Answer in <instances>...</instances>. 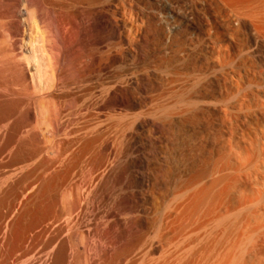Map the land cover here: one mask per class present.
<instances>
[{
    "label": "rangeland",
    "instance_id": "rangeland-1",
    "mask_svg": "<svg viewBox=\"0 0 264 264\" xmlns=\"http://www.w3.org/2000/svg\"><path fill=\"white\" fill-rule=\"evenodd\" d=\"M0 38V264H264V0H0Z\"/></svg>",
    "mask_w": 264,
    "mask_h": 264
},
{
    "label": "bare ground",
    "instance_id": "bare-ground-1",
    "mask_svg": "<svg viewBox=\"0 0 264 264\" xmlns=\"http://www.w3.org/2000/svg\"><path fill=\"white\" fill-rule=\"evenodd\" d=\"M27 2V1H26ZM29 2V1H28ZM39 3V2H38ZM36 4V3H35ZM40 7H42V6H40ZM44 19V18H43ZM33 26V25H32ZM29 27V26H28ZM12 28V27H11ZM9 33V32H8ZM59 35V34H58ZM1 39V38H0ZM30 40V39H29ZM38 40V39H37ZM4 41V40H3ZM1 43V42H0ZM26 45V44H25ZM3 46V45H2ZM11 53L13 52L14 53V51H15V46H14V44H12V48H11ZM32 52V51H31ZM29 53V52H28ZM11 57H12V59H13V54L12 55H10ZM10 57V58H11ZM1 60V59H0ZM15 61V60H14ZM1 66V65H0ZM10 71L13 73L14 72V69H10ZM14 75V74H13ZM33 75V74H32ZM15 86H16V80H14V79H12V80H10V81H6V82H2V81H0V88H4V89H7L9 92H10V94H11V97L12 96H14L15 95ZM2 88V89H3ZM31 88V87H30ZM1 91V90H0ZM7 92V91H6ZM215 210H217V209H215ZM187 212H189V211H187ZM198 213H199V211H198ZM223 213V212H222ZM186 214V213H185ZM192 214H194V213H190V215H191V217H190V215H189V218H191L192 219V217H193V219L195 218V220H196V222L198 221V219H200L199 221L201 222L202 221V218L204 217V220L206 219V220H208V221H210L211 222V226H212V223L215 221V222H217L218 224H223L224 222H226L225 221V214L223 215V214H221V212H219V211H217V212H214V211H212V210H207L206 212H203V216H200V215H202V213L201 214H198V216H197V214L195 215L194 214V216H192ZM188 215V214H187ZM235 215V214H234ZM195 216H197V217H199L198 219H196L197 217H195ZM188 217V216H187ZM201 217V218H200ZM188 219V218H187ZM191 220V222L192 221H194V220ZM185 220V219H184ZM205 220V221H206ZM211 220H214L213 222L211 221ZM232 220H234V219H232ZM208 221H206L205 223H206V225H207V223H208ZM199 222V223H200ZM202 222H204V221H202ZM237 222V221H236ZM189 223V222H188ZM195 223V222H194ZM199 223H197V224H195V225H197L198 226V228L200 227L199 226ZM216 223V224H217ZM229 223V222H228ZM185 224V223H184ZM215 224V225H216ZM183 225V224H182ZM181 225V226H182ZM186 225V224H185ZM191 225V224H190ZM203 225V224H202ZM205 225V224H204ZM203 225V226H204ZM225 225V224H224ZM231 225V224H230ZM203 226H201V227H203ZM237 226V225H236ZM183 227H185V226H183ZM215 227V226H214ZM222 227V226H221ZM226 227V226H225ZM233 227V226H232ZM187 228H188V226H187ZM234 229H236V227H233ZM185 229V228H184ZM189 229V228H188ZM194 229V228H193ZM199 229H201V228H199ZM207 229V228H206ZM205 229V230H206ZM227 229V228H226ZM232 229V228H231ZM186 230V229H185ZM222 230V229H221ZM237 230V229H236ZM179 231H180V229H179ZM182 231H183V229H182ZM204 231V230H203ZM213 231V230H212ZM232 231V230H231ZM178 232V231H177ZM181 232V231H180ZM223 232H224V230H223ZM222 232V233H223ZM159 233V232H158ZM182 233V232H181ZM185 233V232H184ZM190 233H192V231L190 232ZM204 233V232H203ZM227 233V232H226ZM232 233V232H231ZM188 234V233H187ZM230 234V233H229ZM2 235V234H1ZM183 235V234H182ZM186 235V234H185ZM179 236V235H178ZM192 236V235H191ZM196 236V235H195ZM199 236V235H198ZM182 237V236H181ZM184 237V236H183ZM187 237V236H186ZM200 237V236H199ZM180 238V237H179ZM181 239V238H180ZM192 239V238H191ZM200 239V238H199ZM179 240V239H178ZM183 240V239H182ZM181 240V241H182ZM195 240V239H194ZM186 241H188V240H186ZM235 241H237V240H235ZM189 242V241H188ZM193 242V241H192ZM186 243V242H185ZM194 244V243H193ZM233 244V243H232ZM232 244H230V245H232ZM236 244V243H235ZM234 244V245H235ZM184 245V244H183ZM187 245V244H186ZM10 247V246H9ZM188 247H189V244H188ZM228 248H229V246H227ZM180 248V247H179ZM226 248V247H225ZM231 248H232V246H231ZM192 249V248H191ZM230 249V248H229ZM229 249H227L228 251H229ZM183 250V249H182ZM205 250V249H204ZM231 250V249H230ZM189 251V250H188ZM225 251H226V249H225ZM227 251V252H228ZM232 251V250H231ZM209 252V251H208ZM211 252V251H210ZM234 252V251H233ZM187 253H189V252H187ZM201 253V252H200ZM232 253V252H231ZM189 255V254H188ZM201 255V254H200ZM214 255V254H213ZM227 255V254H226ZM226 255H224L225 256V258H227V259H225V261L227 260H229L228 262H230V259H232L231 257L232 256H227L226 257ZM202 256V255H201ZM210 256H212L211 254H209V259H210ZM224 256H222L220 259L222 260V258L224 257ZM202 257H204V258H202ZM201 258L202 259H205V257H207V256H202ZM213 257V256H212ZM228 257H230V258H228ZM235 258V257H234ZM8 259V258H7ZM207 259H208V257H207ZM208 259V260H209ZM219 259V260H220ZM223 259V260H224ZM201 260V259H200ZM221 260H220V262H221ZM203 260H201V262H202ZM204 261H207L206 259L204 260ZM204 261H203V263L202 264H204ZM225 261H223V264H224V262ZM226 261V262H227ZM119 262V261H118ZM168 262V261H167ZM201 262H199V263H201ZM208 262V261H207ZM218 262V261H217ZM217 262H216V264H217ZM219 262V263H220ZM233 262V261H232ZM235 262V261H234ZM198 263V264H199ZM209 263V262H208ZM207 263V264H208ZM218 263V264H219ZM211 264V263H210ZM220 264H222V263H220ZM227 264H229V263H227Z\"/></svg>",
    "mask_w": 264,
    "mask_h": 264
}]
</instances>
